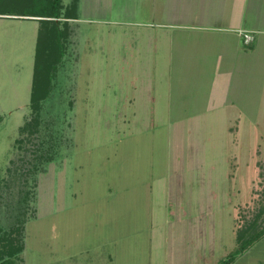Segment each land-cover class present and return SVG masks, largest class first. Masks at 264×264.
<instances>
[{
    "label": "rangeland",
    "instance_id": "obj_1",
    "mask_svg": "<svg viewBox=\"0 0 264 264\" xmlns=\"http://www.w3.org/2000/svg\"><path fill=\"white\" fill-rule=\"evenodd\" d=\"M44 1L0 0V12L8 13L0 14V257L9 264H174L175 257L166 252H184L188 259L195 246L207 250L209 237L214 252H229L241 236L264 230V96L258 112L252 98L241 107L252 118L244 125L236 114L214 113L203 130L178 138L176 148L169 127L154 128L149 119L150 128L123 141L132 131V114L109 109L107 97L97 96H130L132 77L145 73L123 68L134 33L124 17L133 12L146 19L152 6L145 0H94L80 6L77 0H60L56 20L62 55L48 63L46 91L33 109L35 47L39 20L45 17L19 13H40ZM124 32L131 35L126 39ZM141 115L150 114L134 119ZM223 116L232 119L225 141ZM180 147L185 158L195 149L204 152L177 181L171 153ZM105 187L112 188V196L97 204L98 194H107L99 191ZM178 193L185 207L189 203L191 213L199 214L190 233L189 210L179 209L177 220L176 205L172 210L169 203V196ZM81 200L66 232L68 248L59 221L70 219L68 207ZM145 201L153 223L145 216ZM93 212L115 221L118 252L93 249L99 239L90 223ZM251 223L254 230L248 231ZM77 244L87 251H77Z\"/></svg>",
    "mask_w": 264,
    "mask_h": 264
},
{
    "label": "crops",
    "instance_id": "obj_2",
    "mask_svg": "<svg viewBox=\"0 0 264 264\" xmlns=\"http://www.w3.org/2000/svg\"><path fill=\"white\" fill-rule=\"evenodd\" d=\"M145 1H147V5L152 6V14L146 16V19L145 17L140 18V14L136 15L133 12H129L124 17L126 23L133 25L135 34H132L131 46L126 44L127 47H130V52H128L130 54L125 55L124 61H121L123 68L132 66L134 69L143 68L146 70L145 73H135V77H132L133 79L129 83L130 96H97L107 97L110 103L109 109L112 108L111 110L120 114H132L130 118L132 131L124 140L121 139L118 142L127 141L129 138L132 139L143 133V130L151 126L149 120L154 124V128L169 127L170 135H173L172 138H174V141L171 140L172 148L180 146L181 140L178 138L183 134L190 138L195 135L196 130H203L207 118L217 115L214 113L236 114V116H240L242 125L245 120H251L252 118L248 117L241 107L249 105L250 98H252V104L257 105L256 112H258L260 96H264V0ZM76 3L77 6H80L96 2L94 0H77ZM137 24L145 28L135 27L139 26ZM129 35L131 32H124L125 38ZM132 41L136 42L132 44ZM138 48L145 53L143 56L138 52ZM139 90H141L140 93ZM143 91L148 95L141 96ZM135 114L150 115L148 118L141 115L135 120ZM170 114H173L171 119ZM223 117L221 128L222 138L225 141L226 124L232 119ZM162 136L161 133L158 138H162ZM219 146H223V144H219ZM194 151L199 154L198 156L194 154L195 156L192 158L191 155ZM184 152L180 147V152L171 153L174 158L173 164L175 163L172 169L178 173L173 176L177 181L179 178L185 177L184 168L188 167L189 171L193 170L198 159L203 158L200 153L203 154L204 150L195 149L189 153L190 156L187 158L184 157ZM100 158L106 159L105 157ZM118 158L113 159L116 165H118ZM92 159L95 157H89L87 160ZM83 160L85 159L83 158ZM106 160L111 161V159ZM191 177L193 176L189 174L187 179L189 180ZM106 187L105 190L104 188L98 190L107 192V194L103 196L102 193H99L96 197L97 200L93 197V201L96 200L97 203L102 197L107 199L112 196V188L106 189ZM148 189L149 184L147 183L145 195ZM181 199L179 193L175 197L169 196L172 210L175 208L174 203L176 205L177 220L180 219L179 209L186 208L185 201L182 202ZM68 200H70L69 197ZM82 203L81 200L76 206L68 207L66 213L70 219H64L62 216L63 218L61 217L59 221L60 227L62 226L64 230L61 229L66 240L65 246L68 248L71 246L67 241L66 232H69L68 226L71 225V217L77 215L74 209L82 206ZM146 204L145 216L148 219L151 218L150 223H153L154 213L147 202ZM163 205L165 206L164 203ZM188 206L186 208L189 210L187 224L190 226V233L196 227V219L199 214L195 211L191 213V204L188 203ZM94 212L90 223L96 230L95 233L97 232L95 234L93 231V236L97 235L99 239L96 240L98 243L93 249L95 252H118L116 250V234L113 236L115 221L107 216L101 218ZM185 214L186 212L183 211L182 216H186ZM91 234L92 232L90 236ZM210 239L211 237L208 238L210 245L207 246L206 251H199L195 246L197 251L188 252V259L184 252H166V256L168 258L171 255L173 258L175 257L174 264H185L187 261L188 264H219L231 251L214 252V244ZM79 244L76 245L77 251L83 248ZM111 244L113 248L109 249ZM181 257L182 261H178ZM227 264H264V233L246 249L236 253Z\"/></svg>",
    "mask_w": 264,
    "mask_h": 264
},
{
    "label": "trees",
    "instance_id": "obj_3",
    "mask_svg": "<svg viewBox=\"0 0 264 264\" xmlns=\"http://www.w3.org/2000/svg\"><path fill=\"white\" fill-rule=\"evenodd\" d=\"M47 1V2H46ZM60 0H45L42 5V12L40 13H19L20 15H33L41 18L39 20L38 26V36L35 47V59H34V69L32 77V90L30 97V104L33 109L37 106V99L39 96L46 91L45 86L47 87L48 74L45 70H49V66L52 65L50 60L55 59L58 62L61 58L62 52L61 47V35L62 33L57 28L56 19L59 18V9H60ZM0 14H8L1 13ZM48 63L50 65L48 66ZM47 70V71H48ZM47 75V76H46ZM44 95V94H43ZM252 225V226H251ZM254 223H251L245 229L254 230ZM264 233V230H256L255 232L249 233V238L243 239L240 237V245L231 251L219 264H227L234 258L236 253L246 249L255 239L261 236ZM8 259L0 257V264H9Z\"/></svg>",
    "mask_w": 264,
    "mask_h": 264
},
{
    "label": "built area",
    "instance_id": "obj_4",
    "mask_svg": "<svg viewBox=\"0 0 264 264\" xmlns=\"http://www.w3.org/2000/svg\"><path fill=\"white\" fill-rule=\"evenodd\" d=\"M245 38H247V35H245Z\"/></svg>",
    "mask_w": 264,
    "mask_h": 264
}]
</instances>
